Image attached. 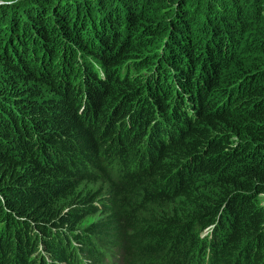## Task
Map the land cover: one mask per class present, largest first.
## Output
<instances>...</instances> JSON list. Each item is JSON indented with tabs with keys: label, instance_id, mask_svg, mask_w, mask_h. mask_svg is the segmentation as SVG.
I'll return each mask as SVG.
<instances>
[{
	"label": "trees",
	"instance_id": "16d2710c",
	"mask_svg": "<svg viewBox=\"0 0 264 264\" xmlns=\"http://www.w3.org/2000/svg\"><path fill=\"white\" fill-rule=\"evenodd\" d=\"M117 262L264 264V0H0V264Z\"/></svg>",
	"mask_w": 264,
	"mask_h": 264
},
{
	"label": "rangeland",
	"instance_id": "374dc122",
	"mask_svg": "<svg viewBox=\"0 0 264 264\" xmlns=\"http://www.w3.org/2000/svg\"><path fill=\"white\" fill-rule=\"evenodd\" d=\"M96 187H97V185H93V186L88 185V188H89V189H93V190H95ZM99 217H100V214H99V213H98V214L88 215V216H86L85 218H83V220L81 221L79 227H80V228H84V227L88 226L89 224H91L92 222L96 221ZM117 263H118V264H121V263H119V262H117ZM115 264H116V263H115Z\"/></svg>",
	"mask_w": 264,
	"mask_h": 264
}]
</instances>
